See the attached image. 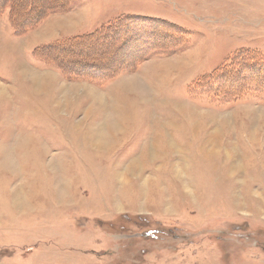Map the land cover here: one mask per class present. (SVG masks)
Instances as JSON below:
<instances>
[{"label": "rangeland", "instance_id": "obj_1", "mask_svg": "<svg viewBox=\"0 0 264 264\" xmlns=\"http://www.w3.org/2000/svg\"><path fill=\"white\" fill-rule=\"evenodd\" d=\"M0 264H264V0H0Z\"/></svg>", "mask_w": 264, "mask_h": 264}, {"label": "bare ground", "instance_id": "obj_2", "mask_svg": "<svg viewBox=\"0 0 264 264\" xmlns=\"http://www.w3.org/2000/svg\"><path fill=\"white\" fill-rule=\"evenodd\" d=\"M118 117V116H117ZM110 122V121H109ZM110 127L108 128V131L110 132V133H108L106 136H105V138H104V140H102L103 142L101 143H98L99 144V146L100 145H103V146H105V145H107L108 144V141H111V139H108L107 137L108 136H110V134H113V132L116 130V124L114 123V122H110V125H109ZM210 137V139H211V143H210V145L211 146H216V144H217V138H218V133H216V132H214L213 133V135L212 136H209ZM103 138V137H102ZM209 142H210V140H209ZM173 146V145H172ZM171 146V147H172ZM173 149H174V146H173ZM175 150V149H174ZM155 151V150H154ZM176 151V150H175ZM213 152V151H212ZM128 172V171H127Z\"/></svg>", "mask_w": 264, "mask_h": 264}, {"label": "trees", "instance_id": "obj_3", "mask_svg": "<svg viewBox=\"0 0 264 264\" xmlns=\"http://www.w3.org/2000/svg\"><path fill=\"white\" fill-rule=\"evenodd\" d=\"M210 79H204L203 81H200L201 84H206V86H208L209 84L207 83Z\"/></svg>", "mask_w": 264, "mask_h": 264}]
</instances>
